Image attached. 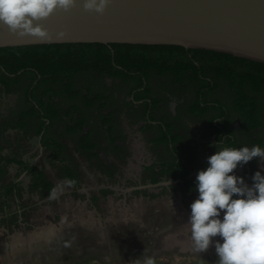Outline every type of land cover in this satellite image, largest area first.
Returning <instances> with one entry per match:
<instances>
[{"label":"rangeland","instance_id":"374dc122","mask_svg":"<svg viewBox=\"0 0 264 264\" xmlns=\"http://www.w3.org/2000/svg\"><path fill=\"white\" fill-rule=\"evenodd\" d=\"M210 61L206 75L213 80V92L206 90L210 84L193 69L180 76L156 69L147 76L148 97L154 105L159 103L152 117L166 121L172 147L159 126L143 124L147 106L136 107L130 100L132 91L143 84L139 77L109 76L90 69L75 74L69 83L60 79L37 87H31L30 75L5 87L0 79V127H6L0 129V140L5 138L0 155L20 163L7 164L5 182L23 179L19 188L24 205L30 176H17L25 163L37 162L38 171L53 188L68 180L66 171L78 184L61 185L63 190L53 201L32 212L30 227L24 223L4 231L0 226V264H143L145 256L153 258L154 264H216L214 247L197 254L187 241L190 233L185 224L190 204L198 197L194 187L183 201L168 192L127 200L111 195L107 203L99 195L97 209L78 195L97 188L119 193L126 176L145 181L149 171L141 166L174 162L172 150L186 153L184 167L190 181H195L197 173L208 167L207 158L222 150L212 134L213 121L223 115L237 136L264 141V87L256 90L251 83H242L246 68L241 65ZM30 99L40 105L39 113L33 112ZM18 125L25 130L17 131ZM249 125L255 129H248ZM257 162V158L252 161L254 166ZM246 167L249 162L232 174L242 177ZM174 177L161 175L162 180ZM177 235L186 239H169Z\"/></svg>","mask_w":264,"mask_h":264},{"label":"water","instance_id":"95a60500","mask_svg":"<svg viewBox=\"0 0 264 264\" xmlns=\"http://www.w3.org/2000/svg\"><path fill=\"white\" fill-rule=\"evenodd\" d=\"M39 23L49 31L50 41L18 39L0 25V48L69 43L172 45L264 63V0H111L103 15L83 11L82 0H77L69 12H55ZM59 32L65 34L61 39L56 38Z\"/></svg>","mask_w":264,"mask_h":264},{"label":"clouds","instance_id":"9594fccd","mask_svg":"<svg viewBox=\"0 0 264 264\" xmlns=\"http://www.w3.org/2000/svg\"><path fill=\"white\" fill-rule=\"evenodd\" d=\"M111 0H82L83 11L103 15ZM77 0H0V25L18 39L26 37L41 42L52 39L39 22L55 12L67 13ZM57 33V39L64 37ZM254 158L264 162V149L224 147L207 158L208 167L196 175L197 199L190 204V216L185 224L192 250L197 253L215 248L216 264H264V176L257 171L252 186L233 175ZM73 180L60 181L51 193L55 199L61 185L71 187ZM233 196L238 198L233 199ZM221 212L223 218L221 219ZM219 237L222 241L213 242ZM143 264H154L145 256Z\"/></svg>","mask_w":264,"mask_h":264},{"label":"trees","instance_id":"16d2710c","mask_svg":"<svg viewBox=\"0 0 264 264\" xmlns=\"http://www.w3.org/2000/svg\"><path fill=\"white\" fill-rule=\"evenodd\" d=\"M210 60L241 65L246 68L244 73L241 72L244 74L243 82L247 80L246 82L254 85L256 90L260 89L258 87H264V63L205 49H186L172 45L69 43L0 48V79L3 80L5 87L10 81H17L24 75H30L33 77L31 87H37L52 80L64 79L69 83L75 74L90 69H97L100 73H106L109 76L116 73L124 76L138 75L146 79L148 74L156 69L162 73L171 71L178 76L186 69H193L200 79L208 78L206 66L211 63ZM219 70L225 69L220 67ZM231 73L235 75L236 70L234 69ZM30 105L33 112L39 113L38 103L30 99ZM0 129L4 131L6 127H0ZM16 129L20 132L25 130L19 125ZM42 130L43 128L38 131V138ZM4 141L5 138L1 139L0 144ZM8 163L20 164L16 158L0 155V210L3 211L1 223L10 228L12 224L18 227L19 222L24 221L30 227L33 224L30 215L43 206L41 200L44 197L51 198L53 186L46 180L43 171H38L37 162L21 165L24 169L17 178L23 174L30 176V184L26 190L28 204H22L20 200L23 195L19 185L23 179L17 182H5V168ZM66 172L68 179L73 180L74 175L70 171ZM188 183L194 186L195 181L189 180ZM101 193L107 194L108 191L102 190ZM9 199L14 205L13 210L8 203Z\"/></svg>","mask_w":264,"mask_h":264},{"label":"flooded vegetation","instance_id":"af4514ba","mask_svg":"<svg viewBox=\"0 0 264 264\" xmlns=\"http://www.w3.org/2000/svg\"><path fill=\"white\" fill-rule=\"evenodd\" d=\"M132 76L139 77L141 80H143L142 81L143 84L137 87L136 89H134L130 96V100L133 102L134 106L136 107L144 106V105L147 106V109L145 110V114H144L145 120L143 121V124H145L146 126H159L162 129L165 138L167 140H170L169 141L170 146L172 147V144H173L171 140L172 135H170L169 133L171 129L169 131L166 121L161 120V119H155L152 117L153 116L152 113H154L155 111H157V109H159V103L154 105L152 103L153 99H151V97H148L149 96V93L147 92L148 91V81H146V78L142 76H138V75H132ZM201 78L210 84L209 87L206 88L208 92H213L216 90L212 79L203 78V77ZM246 81L247 80H245L244 82L242 81V83H245ZM204 106L205 105L201 103L200 107H204ZM43 121H45V123H50L49 119H43ZM248 129L253 131L255 127L252 128L251 125H249ZM213 132L214 133L212 134V138H213L214 144L217 147H220L222 149L224 147L238 148L240 144L241 145L243 144L244 146H247L249 148L258 145L262 149H264V141H260V139H257L259 137L251 136L248 138V137H243V136L241 137L237 136V134H235L236 131H234V129H231L228 126L227 118L224 115L221 116L220 118H216L213 121ZM42 140H43V137L40 138L41 149L45 146ZM172 152L176 157L175 161L172 163H166V164H163L162 166L161 165L160 166H155V165L149 166L147 164H144L143 166H141L143 171H149V177L147 180L141 181L138 178L132 179L126 176L125 180L121 182L122 184L121 186L123 187V189H121V192L119 193L116 192V190H113L111 188H97V190L89 191V192H86L85 194H78V193L77 194L82 196L81 197L82 201L86 202L92 208H95V209L99 207V202H100L99 195L104 198L103 199L104 203H107V201L109 200L108 196H111V195L115 197H118L117 195H119L123 200H127L133 196L135 197L138 195H144L147 197H150V196L155 197L158 194L161 195L165 192H168L170 196L181 197L180 199H182L183 196L186 195L192 189V187H194L193 189L195 190V183H194V186H190L189 185L190 183H188L191 175L189 174V171L185 170V167H184L186 153H183V155H178L175 153L174 150H172ZM252 161L253 160L249 162V167L244 168V173L242 174V177L239 176L243 178L245 184L249 187L252 186L251 178L255 172L260 171L261 175L264 176V162H261L258 160V162L255 163L256 166H254ZM164 173L167 175H175V177L174 179L169 178L167 180H162L161 175ZM163 183H168V184L164 185ZM73 186L78 187V184L73 185ZM102 190H107L108 193L102 194L101 193ZM77 194L75 195L77 196ZM71 195L74 196V191H72ZM234 198H238V197L233 196V199ZM53 200H54L53 198L44 197L41 200V204L50 203ZM2 217H3V211L0 216V226L2 227L4 231H11L14 228H16L13 224L10 226V228L2 224L1 223ZM19 223H20L19 225H21V224H24L25 222L23 221ZM217 238L220 239L219 237Z\"/></svg>","mask_w":264,"mask_h":264}]
</instances>
